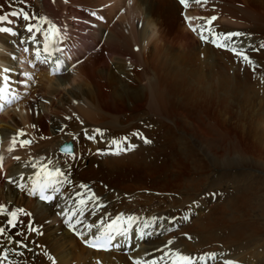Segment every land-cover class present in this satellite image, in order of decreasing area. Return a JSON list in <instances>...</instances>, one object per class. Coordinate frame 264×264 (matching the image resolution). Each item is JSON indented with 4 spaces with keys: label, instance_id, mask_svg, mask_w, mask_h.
<instances>
[{
    "label": "bare ground",
    "instance_id": "obj_1",
    "mask_svg": "<svg viewBox=\"0 0 264 264\" xmlns=\"http://www.w3.org/2000/svg\"><path fill=\"white\" fill-rule=\"evenodd\" d=\"M18 1L0 0V15L11 21L0 23V28L12 29L0 32V86L7 76V104L16 112L0 114V228L5 229L0 257L7 253L0 264H173L176 253L193 259L204 247L218 243L219 230L205 239V212L195 219L190 213L197 209L191 204H205L200 196L207 171L205 127L214 133L212 141L222 138L221 132L205 120V87L196 97L184 88L186 76L150 75L155 66L146 64L148 46L176 32L186 41L184 57H196L218 74L223 89L225 84L236 88L264 81V0H187L186 8L176 0H30L29 15L35 17L31 21L11 15ZM178 10L188 24L174 25L176 31L171 32ZM87 11L96 16L82 20L87 31H79L76 16ZM29 23L42 32L52 25L60 31L54 40H45L42 32L26 30ZM213 33H241L224 41L236 52L217 50L209 42L216 39ZM125 40L137 46L132 52L139 55L138 63L114 55L124 50ZM45 44H50V52L43 50ZM106 49L109 55H103ZM241 51L253 63L236 54ZM50 65L60 66L56 72L62 75L42 71ZM37 78L34 85L31 81ZM32 90L34 100L23 99V93ZM219 120L224 129L230 127L227 118ZM20 131L25 135L17 137ZM13 137L31 143L17 142L9 151ZM67 140L74 142L71 154L59 149ZM114 142L121 149L135 147L117 155ZM210 162L220 172L253 165L243 157ZM54 168L64 175L53 177L56 191L46 190L52 196L47 203L39 198L37 179L44 182L46 171ZM88 183L90 189H84ZM34 188L37 194L31 195ZM12 212L17 213L15 227L8 223ZM119 216L136 218L130 225L122 222L127 235L116 236L111 250L89 246ZM68 217L74 227L65 222Z\"/></svg>",
    "mask_w": 264,
    "mask_h": 264
},
{
    "label": "rangeland",
    "instance_id": "obj_2",
    "mask_svg": "<svg viewBox=\"0 0 264 264\" xmlns=\"http://www.w3.org/2000/svg\"><path fill=\"white\" fill-rule=\"evenodd\" d=\"M185 19L186 17L178 10L172 17L171 30L165 23L163 28L166 31L174 32L176 31L174 25L187 24ZM219 29H223V27L221 28L220 25ZM196 37L199 39L198 36ZM155 40L150 41L148 46L150 54L146 57V64L155 66V71H152L150 75L154 77L157 74H163L169 78L186 76L187 84L184 88L195 92L196 97L203 95L202 90L205 87V120L211 122L217 131L221 132L222 136V138L212 141L210 137L214 133L205 127L207 171H205V181L202 184L203 193L200 195L205 198V204L201 206L202 208L196 206V203L191 204L193 210L197 208L195 211L199 213L197 216L196 212L190 213L195 219L205 212V222L209 223V226H205V239L215 236L217 230H219L220 239L218 243L214 242L215 245L212 244L214 246L209 244L204 247L199 252L200 256L195 254L197 257H193V260L195 259V264H226L227 261H234L236 264H264V81L256 80L236 88L225 84L224 87H227L225 90L218 82V78L221 79L218 74L211 73L207 66H204L196 57H184V51L187 50L186 41L179 33L175 32L166 37L161 36ZM203 42L201 40V43ZM261 47L260 44L251 51L256 52ZM100 48L99 45L97 49ZM132 48V42L125 40L123 43L124 50L122 52L114 51V55L138 63L139 55L134 54ZM215 48L221 52L229 51L228 47L216 46ZM106 50L102 51L103 55L106 53L109 55V50ZM133 50L136 51L137 49L133 48ZM130 66L131 69L134 68V65ZM137 68L141 69L140 66ZM102 82L104 83L105 79H102ZM31 92L30 94L24 92L23 99L33 101L31 95L34 90ZM13 111L12 113L8 112V114L14 116L16 112ZM8 114L3 116L7 117ZM219 116L230 120L229 128H223L224 124L220 122ZM81 122L84 123V121ZM65 124L63 123V127ZM49 125L50 130H55L52 122H49ZM35 127L32 125L33 129ZM140 137L141 134H139ZM234 157H243L249 162L252 161L253 165L238 169L224 168L220 172L210 162L213 158L225 160ZM256 160H260L261 164H258ZM88 186L86 184L84 189L89 190L90 183ZM28 215H30L29 212ZM190 215L188 218L184 217L183 222H188ZM180 223L178 222V225ZM213 227L216 229L214 230ZM25 236L27 237L28 233ZM42 249L45 250L44 245ZM179 250L183 251L182 249Z\"/></svg>",
    "mask_w": 264,
    "mask_h": 264
},
{
    "label": "snow or ice",
    "instance_id": "obj_3",
    "mask_svg": "<svg viewBox=\"0 0 264 264\" xmlns=\"http://www.w3.org/2000/svg\"><path fill=\"white\" fill-rule=\"evenodd\" d=\"M197 3H200L201 0H196ZM182 4H185L187 6V0H181ZM12 16H19L22 19L26 20V21H31L32 19H34L35 17H32L29 15V13L25 12L23 9H21L19 12H12L11 13ZM39 19H44V18H39ZM213 20L216 19V17L212 18ZM4 22H11L9 20V16L8 15H0V23H4ZM45 23L51 24L50 21H46ZM209 23H211V21H209ZM26 30L30 33H32L34 30L37 33L42 32V29L39 25H33L31 23H29L26 26ZM195 31V29H193ZM59 29L56 28L54 25H52L47 31L42 32L45 40H54L56 38V36H58L59 34ZM209 31H211V29H209ZM0 32H12V29L9 28H0ZM16 34V33H13ZM213 35L216 36V39H213L212 41H209L211 43L216 44L217 47H223V48H227L228 45L226 43H224V41H228L231 40V38L233 36H238V35H242L241 33H227V34H215L213 33ZM202 38L206 39L205 37L202 36ZM33 41H35L36 37L35 35H33L32 37ZM264 46V45H262ZM45 52H50V44H45L44 49ZM233 52H236L235 48L230 49ZM25 51H27V49H25ZM237 55L242 56V58L247 61L248 63H253L249 57L247 55H245L242 51L236 53ZM37 58H39L40 56V51L37 50L36 52ZM57 63H59V61H57ZM4 72H9L10 69H4ZM9 92V84H8V77L5 76L3 77V85L0 86V100H3V103H0V110H3V107L5 104L7 103H11V100H8L7 94ZM25 133H23V131H20L17 133V137L19 136H24ZM17 137H13L12 140V146L9 148V151H12L15 149V146L17 144V142L20 143L21 146L24 145H28L31 143V141L28 140H17ZM94 139V138H92ZM144 142L145 143H151L150 140H147V138H144ZM117 143V149L113 154H117L119 155L121 151H130L132 150V148H134L135 146L133 145L131 148L128 149H121L119 148L118 142H114ZM63 151L71 154V148H65L63 149ZM17 159H19L17 157ZM3 160V157H0V161ZM46 168H42L41 171H45ZM64 175L63 172H61V170L59 168H54L51 171H46V178L44 182H41L40 178L38 177L37 179V186H38V190H39V198L41 200H45V201H50L52 199L51 196L45 195V192L48 188H52L53 191H56L54 184L57 182L55 179H53V177H62ZM31 195H36L37 194V188H34L32 190V192L30 193ZM81 203L83 204L84 201H81ZM0 210H2V206H0ZM18 211H22V210H18ZM10 215L12 216V220H9L8 223L12 226L15 227V223L13 222L17 216L16 212H12L10 213ZM73 215H75V213H73ZM136 218L133 216H129L127 218L123 217V216H119L117 217L116 220H113L111 223L107 224V226L100 232L99 236L94 237L93 242L90 243L89 246L94 247V248H98V249H103V250H109V247L112 245V241L116 238V236H126L127 235V231L126 229L122 226V222L123 221H127V223L130 225ZM71 217H68L66 219V223H69L70 227H74L71 224ZM77 223H79V221H77ZM87 227L89 229H91L93 227V225H87ZM33 231H35V229H32ZM5 232L4 228H0V234H3ZM22 246H26V245H22ZM176 257L177 259L173 262V264H195V261L189 257V256H184L180 253H176ZM0 259L3 260H7V253H4L3 257H0ZM161 259H163V257H161ZM202 259V258H201ZM137 264H140L139 261H137ZM153 264H157L156 261H153ZM226 264H236V262L234 261H227Z\"/></svg>",
    "mask_w": 264,
    "mask_h": 264
},
{
    "label": "water",
    "instance_id": "obj_4",
    "mask_svg": "<svg viewBox=\"0 0 264 264\" xmlns=\"http://www.w3.org/2000/svg\"><path fill=\"white\" fill-rule=\"evenodd\" d=\"M68 147H70L72 149L71 143H64L61 148L65 149V148H68Z\"/></svg>",
    "mask_w": 264,
    "mask_h": 264
}]
</instances>
